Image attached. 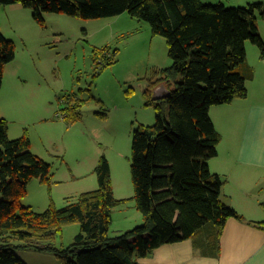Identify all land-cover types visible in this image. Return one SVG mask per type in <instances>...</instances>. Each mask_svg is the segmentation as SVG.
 <instances>
[{"label":"trees","instance_id":"1","mask_svg":"<svg viewBox=\"0 0 264 264\" xmlns=\"http://www.w3.org/2000/svg\"><path fill=\"white\" fill-rule=\"evenodd\" d=\"M11 3L30 8L39 24L43 12L84 19L127 12L165 38L171 64L155 70L158 77L143 91L145 105L155 111L154 123L132 131L130 198H115L110 166L101 154L93 168L95 189L67 198L60 207L51 201L42 211L23 204L32 179L50 183L51 165L33 154L26 131L10 138L7 120L0 117V264H27L14 253L21 249L49 253L60 264H141L138 258L162 244L207 229L217 238L228 218L243 220L222 201V181L208 166L220 141L209 108L246 96L240 67L246 40L264 58V39L256 25L257 15L264 19V0L235 7L202 0H0V5ZM116 54L107 45L93 47L94 76L116 62ZM14 56L13 42L0 31V87L4 65ZM160 85L169 94L153 100ZM70 96L62 108L68 124L79 118L81 104ZM128 200L142 223L110 237L113 209ZM259 204L264 211V201ZM248 222L264 229V220ZM70 224L79 231L66 247L57 246L56 239Z\"/></svg>","mask_w":264,"mask_h":264},{"label":"rangeland","instance_id":"2","mask_svg":"<svg viewBox=\"0 0 264 264\" xmlns=\"http://www.w3.org/2000/svg\"><path fill=\"white\" fill-rule=\"evenodd\" d=\"M202 1L222 2L227 7L256 2ZM42 16L43 23L39 24L32 18V10L28 7L19 3L0 5V31L15 47L14 58L3 68L0 117L7 120L11 129L18 126L15 120L29 121L31 124L23 128L29 141L30 127L35 129L46 149L55 155L49 163L50 183L42 184L38 179H32L22 203L38 210L47 207L51 201L60 207L67 198L74 199L83 191L95 189L97 179L94 173L72 179L71 172L81 162H87L88 166L90 161L96 164L101 154L110 166L114 196L124 194L130 198L133 195L130 177L132 131L139 124L154 123L155 111L152 106L145 105L143 91L151 80L158 77L155 70L160 71L171 64L165 38L154 35L147 21L127 12L91 19L54 12H43ZM256 25L258 34L264 39V19L259 15L256 16ZM105 45L117 49V60L101 68L94 76L92 48ZM249 47L257 49L246 40V59L247 55L250 59ZM170 85L174 87L173 83ZM67 95L81 102L79 118L69 124L61 119ZM51 115L54 119L50 118ZM212 116L214 118L213 113ZM220 179L224 185L225 179ZM244 187L238 186V189L242 191ZM233 188L225 184L222 191ZM257 192L256 187L252 193ZM234 198L235 195H230L228 201L233 202ZM135 212L140 216L138 223L133 217L132 227L142 223L133 200L117 205L113 210L112 225L115 227L119 222L130 219ZM78 231L77 224L65 226L56 239V245L66 247ZM115 234L111 226L109 236ZM14 253L28 264H60L49 253L22 249Z\"/></svg>","mask_w":264,"mask_h":264},{"label":"crops","instance_id":"3","mask_svg":"<svg viewBox=\"0 0 264 264\" xmlns=\"http://www.w3.org/2000/svg\"><path fill=\"white\" fill-rule=\"evenodd\" d=\"M248 52L250 59L247 55L244 65L240 67L246 78V96L209 109V116L220 134V141L216 155L208 160V166L212 173L225 179L226 185L234 186L233 190L228 189L225 193L222 191L225 184L222 185L220 194L223 197L222 201L242 215L243 220L228 218L217 238L215 231L207 229L195 233L190 238L162 244L147 256L138 258L139 263L264 264V229L248 222L264 220V211L259 205L264 201V58H260L258 50L252 47L248 48ZM31 108H34V104ZM26 113L29 112L26 110ZM55 116L58 117L56 114ZM50 118L54 119V116L51 115ZM15 121L17 127L11 129L7 126V134L10 138L21 136L24 125L30 123L22 119ZM34 130L29 127L31 151L38 158L51 163L55 155L46 149L42 139ZM49 143H51L50 139ZM94 163L95 161H90L88 166L87 162H81L74 168V172H71L72 179H81L85 174L93 173ZM238 186L245 187L240 191ZM256 187L258 192L252 193ZM114 191L113 186V194ZM230 195H235L233 202L228 201ZM119 196L115 198H129L124 194ZM23 204L35 211L46 208L44 206L42 210H38L30 204L24 202ZM138 214L137 212L131 214L130 219L119 222L115 227L111 225L114 232L119 234L130 229L133 217L138 223L140 216ZM113 219L112 217V223Z\"/></svg>","mask_w":264,"mask_h":264},{"label":"water","instance_id":"4","mask_svg":"<svg viewBox=\"0 0 264 264\" xmlns=\"http://www.w3.org/2000/svg\"><path fill=\"white\" fill-rule=\"evenodd\" d=\"M168 94L169 91L164 86L160 85L153 90L151 97L153 100H157L167 97Z\"/></svg>","mask_w":264,"mask_h":264}]
</instances>
